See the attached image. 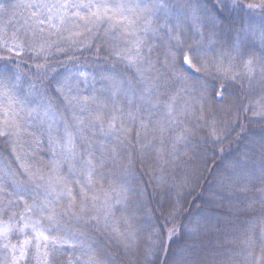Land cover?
I'll use <instances>...</instances> for the list:
<instances>
[{
  "label": "trees",
  "instance_id": "1",
  "mask_svg": "<svg viewBox=\"0 0 264 264\" xmlns=\"http://www.w3.org/2000/svg\"><path fill=\"white\" fill-rule=\"evenodd\" d=\"M192 1L189 0L197 6L196 1ZM197 1L202 6V13L211 14L215 25L202 16L199 31L195 28L189 30V20L183 16L179 19L173 16L167 22L168 27L180 25L183 31L182 46L186 48L199 42L209 59L214 60L223 53L225 67L231 61L237 70H242L246 60L253 59L257 64L256 70L251 79L243 78L241 86L239 78L236 81L227 80L212 69L206 75L202 92H193L178 100V104H183L185 100L192 104L190 112L181 117L183 122L180 124H168L161 109H154L149 117L135 106H130L123 97L120 98L118 103L127 132L99 137L109 151H115L112 157L106 158L105 167L97 169V176L103 174L113 178L102 181L105 189L109 188L110 183L117 191L121 183L127 185L129 199L117 203L113 198L110 205L115 220L119 221L122 230H126L119 240H128L131 247L125 249L111 235V229L105 228L102 219L99 224L93 221L80 230L84 233L82 239L98 247L107 264H174L176 253L181 250L185 251L188 264H255L264 253V239L261 237V229H264V203L261 200L264 194L258 191L264 187L259 179L264 170V148L261 147L264 144V118L257 115L264 111L260 107L264 104V80L261 79L264 72L259 67V63H264V44L257 34L237 52L233 48L236 30L242 20L249 19V13L239 8L233 9L232 0H226L228 11H214L217 0ZM42 2L56 3L57 0H0V24L8 28L7 36L10 34L12 38L14 33L17 35L10 45L0 48V65L7 64L12 76L7 81V88L0 87V127H3L4 111L11 105L13 111L19 114L17 119L27 129L19 137L0 136V177L11 169L21 183L24 177L19 174L22 170L20 162L16 160L17 151H13L14 141L18 150L19 145H23L33 170L41 168L47 173L53 161H56L63 176L70 181L77 178L69 172L72 164L58 153L54 154L49 142V133L53 137L62 134L61 121L71 119V107L62 93L69 96L77 94L89 101L96 97L97 101L107 104L104 111L110 112L111 99L106 90L108 81L100 77L115 76L117 79L132 80L135 76L137 68L129 67L126 60H121V56L135 42V36H130L129 32L135 33L149 45L152 61H163L168 47L165 29L147 35L142 31L145 13L142 7L135 5L143 6L150 0H92V3L109 6L125 4L128 7L122 10L123 15H120L121 10L113 7L107 13L114 17L113 20L87 24L80 19L88 15V10L84 8L68 10L65 22L60 24L59 16L64 15L63 12L57 13L53 9L49 13L47 9L29 6ZM240 2L248 3L249 0ZM5 5L14 7L5 8ZM49 15L53 19L47 20ZM251 18L257 22L264 20V10L257 8L251 13ZM37 19H45V23L39 25L44 28L42 33L36 31ZM163 23L162 19L154 20L152 27ZM85 28L91 31H85L80 36V31ZM92 33L95 34L94 39ZM45 35L54 37L50 40L59 42V45L45 47L42 54L37 56L34 49L39 48ZM105 37L112 39V48L106 46ZM115 42L116 46L113 45ZM15 45H20L19 50L23 55L17 56L15 51L6 50ZM149 47L142 51L148 54ZM58 81L65 84L61 91H57ZM157 95H160L159 92ZM160 99L163 101L165 97L160 96ZM91 107L96 109L97 105L92 104ZM129 111L136 115L135 121L128 118ZM148 118L152 123L145 133L141 131L140 121ZM104 119L107 126L108 117ZM161 125L165 128L163 132L158 130ZM183 128L190 130L187 139L177 142L176 136ZM237 160L245 164L254 180L233 175V164ZM11 180V175L7 182L0 179V186L5 188L0 197L11 195L16 204L10 205L13 211L7 215L0 212V222L14 217V227L19 229L24 224L19 219L21 214H25L24 207L31 204L33 199L41 200L44 190L29 184L17 198L13 194ZM245 184L249 185L248 191L241 190ZM71 186L74 194L81 187L80 184ZM100 194L103 196V193ZM7 203V200L0 199V208ZM65 206L63 203L59 205L57 212H62ZM25 215L31 218L29 223L39 219L33 213ZM197 221L200 222L198 234L190 233L188 226ZM73 223L67 218L61 221L66 226ZM25 232H30V229ZM129 233H132L131 237ZM25 238L31 237L14 233L7 240L0 239V264L14 260V257L19 264H42L43 249L39 255L30 249L26 258H20L19 247ZM5 243H9L8 249L3 247ZM12 245L17 246L16 251L11 249ZM150 245L152 254L148 256L146 253ZM74 254H79L77 249H60L55 253V264H67Z\"/></svg>",
  "mask_w": 264,
  "mask_h": 264
},
{
  "label": "snow or ice",
  "instance_id": "2",
  "mask_svg": "<svg viewBox=\"0 0 264 264\" xmlns=\"http://www.w3.org/2000/svg\"><path fill=\"white\" fill-rule=\"evenodd\" d=\"M37 9H47L49 13L53 9L57 13L63 12L59 19L61 23L65 22V17L68 10L72 8H84L88 10L86 17L80 19L89 22H96L101 20H113V16H108L107 13L114 7L123 15V9L128 7L125 4L109 6L102 3H92V0L87 2H79L76 0H57L56 3H37L29 5ZM7 7H14V5H5ZM135 7H142L145 13L144 26L142 31L147 35L148 33H157L161 29H165L164 36L167 37L168 47L164 53L163 61L157 59L152 61L150 59L151 48L135 33L129 32L130 36H135V42L129 48L128 52L121 56V60H126L129 67H136L137 72L132 80L124 78L117 79L115 76H101V79L107 80L106 90L111 99L112 111L106 112L104 109L107 107L106 103L97 101L96 97H92L91 101L80 97L77 94L71 96L64 94V100L71 107L72 115L68 121H61L63 123V132L58 133L55 137L50 136L51 150L54 154L58 153L65 161L72 164L69 172L75 180L70 181L68 178L61 174L62 169L56 161H53V166L47 173L41 168L33 170V164L27 159L28 153L25 151L23 145H19L17 149V142H13V151H17L16 160L20 162V175L24 177V182L16 178V174L8 169V172L0 177L3 181L7 182L8 176L11 175V184L14 189L15 195L19 198L21 190L25 189L27 185H34L36 188L44 190L43 198L41 200L33 199L31 204L24 207V213H33L39 216V219L29 223L30 217L25 214L20 215V221H24L23 227L16 229L13 224L14 217H8L7 222H0V239L7 240L10 234L19 233L30 235L31 238H25L21 241L19 247V256L24 259L28 256L29 250L34 249L39 255L43 249L42 264H55V253L63 248L77 249L79 254H74L67 264H107L104 255L100 252L98 247H94L88 243L86 239H82L84 233L80 231L83 227L95 221L99 224L101 219L104 222L105 228L111 229V235L116 238L121 245L127 249L131 247L128 240H119L123 235L119 221L115 220L112 212L110 201L115 198L117 203L121 200L129 199L127 192V185L121 183L119 191L116 187H112L111 183L109 188L105 189L103 180H112V177H105L103 174L97 176V169L105 167L106 158L112 157L114 149L109 151L103 142L99 139L100 136H111L114 133L125 134L127 129L124 123V115L120 106V98L123 97L130 106H135L139 111L145 113L149 117L154 109H161L163 117L170 125L180 124L183 121L181 117L188 114L192 108V104L185 100L183 104H178V100L184 95H191L193 92H202L206 83V75L211 73L214 69L218 76L224 79L236 81L238 78L241 81L247 77L251 79L254 74L257 64L253 59L246 60L242 65V70L235 69L231 61L225 67L223 60V53L217 56L214 60L208 58V53L204 46L199 42L191 44L188 47H183L181 37L183 31L180 25L177 24L172 28L168 27V21L173 16L179 19L183 16L184 19L189 20L190 29L195 28L199 31L201 26L202 16L215 25V20L210 13H202V10L189 2V0H150V3L143 6L135 5ZM233 9L239 8L246 10L249 13V19L241 22L240 27L236 30L234 50L239 52L240 47L243 46L250 39H255L257 34L260 42L264 44V20L257 22L251 18V13L255 12L257 8L264 10V0L259 3L256 0H249L248 3H241L240 0H232ZM95 9V11L93 10ZM103 10V11H101ZM228 11L229 5L226 0H217L214 5V11ZM75 15V14H74ZM47 20L53 19L51 15L46 17ZM162 19L163 24L153 28L154 20ZM76 23L75 21H71ZM45 19H37V29L39 33L44 32L43 25ZM79 27V25H77ZM85 31L91 29L85 28ZM75 34V33H73ZM171 41H175L172 44ZM149 47V53L146 54L142 51L143 48ZM20 45H15L13 48H7L9 52L15 51L17 56L23 55L19 50ZM44 45L41 43L38 49H34L36 55L42 54ZM259 67L264 72V63H259ZM11 69L7 64L0 65V87L7 88V81L12 78L10 75ZM14 75V74H13ZM195 77V79L193 78ZM18 78V76H17ZM264 80V75L261 77ZM59 87L57 91H61L65 84L58 81ZM179 87H176V86ZM159 92V96L157 93ZM160 96L165 97L161 101ZM96 104L97 108L92 109L91 105ZM260 107L264 108V104ZM87 113V115H85ZM48 112H45L47 115ZM18 113H15L11 105L3 114V127H0V136L5 137H19L22 131H27L24 125L17 119ZM31 115V113H29ZM257 115L264 118V111L257 113ZM127 116L132 121L137 119L131 111ZM105 117L107 119V126H105ZM117 121H120L117 124ZM152 121L150 118L142 119L140 121L141 131L147 132L148 125ZM51 127V126H50ZM11 128L12 131H8ZM163 132L165 128L163 125L158 129ZM188 128H183L176 136L177 142H183L187 139L189 133ZM140 132H138V135ZM119 138V136H117ZM264 148V144L261 145ZM234 176H246L249 180H254L255 177L251 172L246 169V166L241 161L237 160L233 164ZM78 174V175H77ZM79 177H83L80 179ZM261 184H264V170L261 171L259 177ZM72 184H80V190L74 194ZM254 186V185H253ZM242 191H248L249 185L245 184L241 188ZM261 194H264V187L258 189ZM5 192V188L0 186V193ZM100 193H103L101 196ZM115 193V197L113 194ZM139 195V193H136ZM0 199L7 200L8 203L0 208V212L7 215L13 211L10 206L16 204V200L11 199V195L0 197ZM99 202V204L97 203ZM65 204L62 212H57V207ZM264 203V199L261 200ZM73 221L71 226L61 224L65 219ZM123 219V217H121ZM199 221L188 226L190 233L198 234ZM131 227V225H130ZM30 229L26 233L25 230ZM75 229V230H73ZM173 232L175 229L172 230ZM255 232V229H253ZM132 233H129V237ZM261 237L264 239V229H261ZM195 239V236L192 237ZM5 249L9 248V243L3 245ZM13 251L17 250L16 245H12ZM152 254V246L148 247L146 255ZM188 264L185 256V251L181 250L176 253L174 264ZM13 264L17 261L13 260ZM41 264V262H38ZM255 264H264V253H262L259 260Z\"/></svg>",
  "mask_w": 264,
  "mask_h": 264
},
{
  "label": "rangeland",
  "instance_id": "3",
  "mask_svg": "<svg viewBox=\"0 0 264 264\" xmlns=\"http://www.w3.org/2000/svg\"><path fill=\"white\" fill-rule=\"evenodd\" d=\"M194 1V0H193ZM192 1V2H193ZM196 2H195V4L197 5V7L199 8V9H201L200 7H202V6H200L199 4V2L197 1V0H195ZM1 16V15H0ZM3 18H5V17H3ZM1 22V21H0ZM53 22H54V20H53ZM58 23H60L61 24V22L59 21ZM84 28V27H83ZM7 29L8 28H4V26H2L1 24H0V48H4L7 44H9L10 45V43H12V38L14 39V40H16V38H17V35L14 33L13 35H12V38L10 37V34H8V36H7ZM85 33V30H81L80 31V36H83L84 35V33ZM91 33V32H90ZM92 38L94 39V37H95V34L93 35V33H92ZM73 37H76V36H73ZM52 39H54V37L53 38H51L49 35L48 36H43L42 37V39H41V43H43V45H44V48L46 47V48H48V47H52V46H54V45H59L58 43H54V42H52L51 40ZM105 39L106 40H104L106 43V46H109V47H113L112 46V44L110 43V40H112V39H108V37H105ZM92 42V41H91ZM116 43L117 42H115L113 45L114 46H116ZM88 47V46H87ZM110 50V49H109ZM108 52V51H107ZM19 259V258H18ZM10 260V259H9ZM21 260V259H20ZM5 264H13V260H10V261H5L4 262ZM17 264H19V261H17Z\"/></svg>",
  "mask_w": 264,
  "mask_h": 264
}]
</instances>
